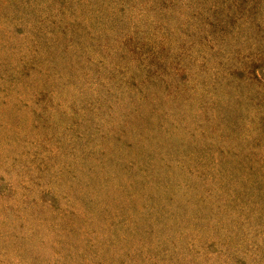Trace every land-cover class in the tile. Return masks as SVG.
Returning <instances> with one entry per match:
<instances>
[{
  "label": "rangeland",
  "instance_id": "rangeland-1",
  "mask_svg": "<svg viewBox=\"0 0 264 264\" xmlns=\"http://www.w3.org/2000/svg\"><path fill=\"white\" fill-rule=\"evenodd\" d=\"M0 264H264V0H0Z\"/></svg>",
  "mask_w": 264,
  "mask_h": 264
}]
</instances>
